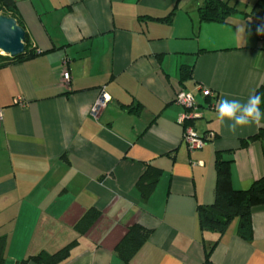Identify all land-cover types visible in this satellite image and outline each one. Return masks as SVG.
Segmentation results:
<instances>
[{"label": "crops", "instance_id": "1", "mask_svg": "<svg viewBox=\"0 0 264 264\" xmlns=\"http://www.w3.org/2000/svg\"><path fill=\"white\" fill-rule=\"evenodd\" d=\"M205 1L15 0L40 53L0 66V235L9 263L78 239L59 264H122L116 246L138 222L152 232L134 264H202L208 249L215 264H264V206L253 210L250 241L238 218L221 236L203 231L198 213L215 200L218 152L232 160L236 189L264 176V137L250 139L264 126L233 135L216 114L222 97L246 102L264 86V35L247 25L264 26V0H223L237 10L226 22L201 20ZM183 67L192 69L185 80ZM103 89L110 100L95 117ZM181 91L201 111L193 126L209 138L200 149H189L178 121ZM149 166L162 173L145 200L136 183ZM92 208L102 215L79 234Z\"/></svg>", "mask_w": 264, "mask_h": 264}, {"label": "trees", "instance_id": "2", "mask_svg": "<svg viewBox=\"0 0 264 264\" xmlns=\"http://www.w3.org/2000/svg\"><path fill=\"white\" fill-rule=\"evenodd\" d=\"M236 11L235 7L230 6L223 0H206L204 5L199 8L201 20L207 22H226L227 18ZM0 14L16 18L21 25L15 0H0ZM247 25L251 32L255 34L261 33L257 31L258 28L262 27L260 23L253 24L248 22ZM261 34L264 35V33ZM38 53L40 52L31 47L26 34L25 52L15 57L0 53V66L31 59ZM181 72L184 80L192 75V69L189 67H183ZM256 94L262 97L260 107L264 111V86H261ZM263 137L264 131L250 139ZM247 143L248 141H243L242 145L246 146ZM231 171L232 160L224 159L222 153L218 152L216 158L215 200L211 205H201L198 208L201 229L203 231H215L222 236L233 219L238 218V234L243 239L250 241L253 237V210L264 206V176L255 180L249 189L238 190L233 185ZM161 173V169L149 166L140 176L136 187L143 199L146 200L153 193ZM101 215L102 213L96 209L87 210L76 223L75 229L79 234L87 233L96 224ZM151 232L150 229L138 222L132 223L127 227L124 237L115 249L122 264H134V258L149 239ZM77 243L78 239H75L54 253L42 251L30 255L28 258L9 263L6 256L7 236L0 235V264H28L30 261L38 264H59L70 257L72 249ZM211 251L212 249L206 250L205 260L202 264H215L211 259Z\"/></svg>", "mask_w": 264, "mask_h": 264}, {"label": "built area", "instance_id": "3", "mask_svg": "<svg viewBox=\"0 0 264 264\" xmlns=\"http://www.w3.org/2000/svg\"><path fill=\"white\" fill-rule=\"evenodd\" d=\"M261 18L264 20V13L261 15ZM69 59L63 60L64 65H68ZM71 80V73L69 69L66 67L64 73H63V82L68 84ZM207 95H211L213 97H216L214 93H212L210 90H206ZM109 95L105 92V90H101V94L97 101L95 102L93 108H92V114L96 117L98 114L106 108V106L109 103ZM176 103L181 105L184 108V112L179 118V123L185 126V135L184 139L186 140L188 147L190 150L200 149L202 148L206 140L209 138V136H201L198 134V132L195 130L193 126L194 120L201 117V111L199 109V105L196 102L195 96L192 93L181 91L176 96ZM2 117V111L0 110V118Z\"/></svg>", "mask_w": 264, "mask_h": 264}, {"label": "clouds", "instance_id": "4", "mask_svg": "<svg viewBox=\"0 0 264 264\" xmlns=\"http://www.w3.org/2000/svg\"><path fill=\"white\" fill-rule=\"evenodd\" d=\"M240 31V29H238ZM258 32L264 33V26L257 29ZM262 97L253 93L246 102L239 99H227L222 97L217 101L216 114L218 120L224 124L227 122V128L230 133L235 135L238 128L264 126V111L261 110Z\"/></svg>", "mask_w": 264, "mask_h": 264}, {"label": "water", "instance_id": "5", "mask_svg": "<svg viewBox=\"0 0 264 264\" xmlns=\"http://www.w3.org/2000/svg\"><path fill=\"white\" fill-rule=\"evenodd\" d=\"M26 30L17 19L0 14V53L15 57L25 52Z\"/></svg>", "mask_w": 264, "mask_h": 264}]
</instances>
